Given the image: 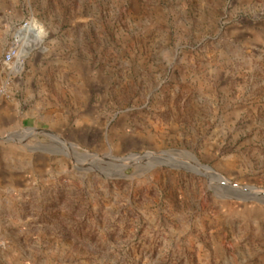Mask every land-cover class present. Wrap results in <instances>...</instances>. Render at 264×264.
Masks as SVG:
<instances>
[{
  "label": "rangeland",
  "instance_id": "obj_1",
  "mask_svg": "<svg viewBox=\"0 0 264 264\" xmlns=\"http://www.w3.org/2000/svg\"><path fill=\"white\" fill-rule=\"evenodd\" d=\"M0 264H264V0H0Z\"/></svg>",
  "mask_w": 264,
  "mask_h": 264
},
{
  "label": "built area",
  "instance_id": "obj_2",
  "mask_svg": "<svg viewBox=\"0 0 264 264\" xmlns=\"http://www.w3.org/2000/svg\"><path fill=\"white\" fill-rule=\"evenodd\" d=\"M33 28L30 26V24L25 23L23 24L17 32V35L14 38L13 44L11 48L8 50V52L5 54L4 62L8 65L13 63H20L22 60V45L24 43V37L27 36V34H33Z\"/></svg>",
  "mask_w": 264,
  "mask_h": 264
},
{
  "label": "bare ground",
  "instance_id": "obj_3",
  "mask_svg": "<svg viewBox=\"0 0 264 264\" xmlns=\"http://www.w3.org/2000/svg\"><path fill=\"white\" fill-rule=\"evenodd\" d=\"M22 57V56H21Z\"/></svg>",
  "mask_w": 264,
  "mask_h": 264
}]
</instances>
